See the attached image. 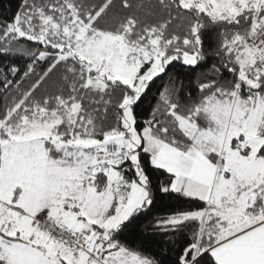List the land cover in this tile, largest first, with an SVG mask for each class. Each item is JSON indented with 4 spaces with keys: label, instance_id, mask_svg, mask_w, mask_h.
<instances>
[{
    "label": "snow or ice",
    "instance_id": "1",
    "mask_svg": "<svg viewBox=\"0 0 264 264\" xmlns=\"http://www.w3.org/2000/svg\"><path fill=\"white\" fill-rule=\"evenodd\" d=\"M0 264H264V0H0Z\"/></svg>",
    "mask_w": 264,
    "mask_h": 264
}]
</instances>
